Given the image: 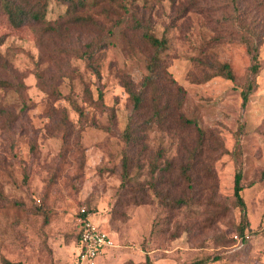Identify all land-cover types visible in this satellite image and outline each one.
Wrapping results in <instances>:
<instances>
[{
	"label": "rangeland",
	"instance_id": "obj_1",
	"mask_svg": "<svg viewBox=\"0 0 264 264\" xmlns=\"http://www.w3.org/2000/svg\"><path fill=\"white\" fill-rule=\"evenodd\" d=\"M106 3L79 12L97 22L87 23L50 1L45 21L60 26L59 33L31 20L13 27L0 13V79L11 84L0 88V264H78L82 209L115 243L95 264H191L207 257L219 259L207 264H264V0L241 2L242 20L262 37V70L245 107L241 87L250 57L228 21L229 1ZM133 15L169 47L162 85L138 119L146 121L140 145L130 152L123 132L133 105L124 85L139 90L154 55L130 27ZM92 51L99 76L84 58ZM224 63L235 82L220 76L203 82L214 73L210 67ZM183 119L198 123L202 143ZM238 140L244 236L234 198ZM126 151L133 179L121 191ZM192 162L189 183L181 170ZM168 195L185 204L171 210Z\"/></svg>",
	"mask_w": 264,
	"mask_h": 264
},
{
	"label": "trees",
	"instance_id": "obj_2",
	"mask_svg": "<svg viewBox=\"0 0 264 264\" xmlns=\"http://www.w3.org/2000/svg\"><path fill=\"white\" fill-rule=\"evenodd\" d=\"M52 0H0V13L3 11L9 18L10 23L13 27H21L25 24L26 21L31 20L38 24H45L46 29L52 32H61V27H51L50 24H46V15L48 12L49 3ZM62 2L67 8L66 15H72L74 20L84 21V22H92L97 23L92 17L87 15H79V12H96L97 10L104 8V5L109 3H115L116 0H93L90 2L89 0H57ZM231 3L234 16L228 18V21L232 22V25L238 30L240 35V42L246 50V53L250 57V66L248 68L247 74L245 76L244 82L241 87V99L242 105L245 107L249 101L253 93L255 92L258 82L257 78L262 70V61L260 59V46L262 45V37L260 34L254 32V29L242 20L241 14V2L242 0H227ZM109 5V9H110ZM107 12L106 9L103 12ZM102 12V13H103ZM100 15V14H99ZM107 16V14H106ZM232 19V20H229ZM133 24L130 26L133 30L140 32L142 39L145 43L149 44L154 49V55L149 58L147 62V74L144 76L141 82V88L139 90H135L133 85L125 84L124 87L129 95V98L132 102L133 109L132 113L128 118V123L123 132V141L127 148L130 149V152L133 150L135 146H139V133L144 132L145 129L142 128L143 124L146 121L138 122V119L142 116L144 112L145 102L149 94L156 95L159 87L162 85V65H163V55L164 52L169 47V41L166 37L158 38L155 35L153 27L150 24H146L141 18L136 15L132 17ZM227 20V18H226ZM1 45V42H0ZM104 48L102 45H99V48L95 50V52ZM92 49V46L89 47ZM94 51L91 52V55H85L84 58L87 60V66L93 71L94 74L99 76V71L93 63V54ZM212 66V65H211ZM6 68V67H5ZM214 73L211 75L205 74L204 81H209L210 79L220 76L225 78L226 80L235 82L236 77L233 73L232 67L228 63L217 64L213 67ZM11 84L7 80L0 79V88L7 89L10 88ZM179 92H183L182 89H178ZM161 97V96H160ZM100 101H103L102 93H100ZM154 117L156 120H159L161 123H165V121H161L164 119L162 116V112L159 108L154 109ZM182 122L189 126H193L197 131L200 143L203 142L204 132L200 129L197 122L193 120L183 119ZM150 123H152L150 121ZM163 123V124H164ZM148 124V123H147ZM203 145V144H202ZM199 148L201 149V146ZM240 141H237V149H238V160H237V169L235 172V181H234V198L236 201L237 207L241 210L242 219L241 224L239 226V234L240 236H244L245 230L249 227L248 216H247V208L244 202L242 192L244 190L243 186V171L241 168V159H240ZM132 149V150H131ZM194 162L190 165H186L181 170V176L185 178L189 183H191L192 179L189 174V171L193 169ZM170 168V165H167ZM166 167V168H167ZM131 169V158L129 153L126 151L123 160H122V171H121V191H126L129 189V185L132 182L133 177L130 176ZM264 176V171H263ZM160 182V183H158ZM164 182V179L157 180L158 184ZM157 183L152 185L151 188L154 192L157 191ZM135 193V191H133ZM168 195L165 197L164 201L167 202V206L171 209H178L185 204V201L182 198H178L174 200ZM92 214L90 210H86L85 214H79L80 219H85L87 215ZM83 230V224L79 223V229L77 234V249L79 253L80 247V236ZM78 256V254H77ZM211 260H219L217 257L215 259H210L207 257L205 259H197L191 264H207ZM149 264V261L148 263Z\"/></svg>",
	"mask_w": 264,
	"mask_h": 264
},
{
	"label": "built area",
	"instance_id": "obj_3",
	"mask_svg": "<svg viewBox=\"0 0 264 264\" xmlns=\"http://www.w3.org/2000/svg\"><path fill=\"white\" fill-rule=\"evenodd\" d=\"M85 213L86 210L82 209L81 214ZM93 218V215L89 214L85 219H80V223L83 224V230L79 242L78 264H95L106 250L115 246L111 235L97 225Z\"/></svg>",
	"mask_w": 264,
	"mask_h": 264
}]
</instances>
